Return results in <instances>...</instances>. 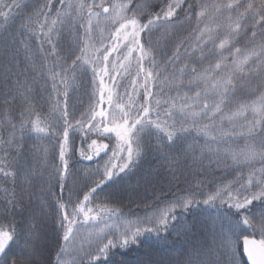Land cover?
<instances>
[{
  "label": "snow or ice",
  "instance_id": "6c2138e0",
  "mask_svg": "<svg viewBox=\"0 0 264 264\" xmlns=\"http://www.w3.org/2000/svg\"><path fill=\"white\" fill-rule=\"evenodd\" d=\"M28 7L0 0V264H264V0ZM185 24L169 54L161 40ZM89 74L77 115L70 93ZM77 133L93 167L73 163ZM33 138L39 166L22 163ZM221 168L233 178L209 180ZM149 193L143 216L122 211L125 197L139 206ZM26 199L25 228L15 215ZM200 205L216 214L192 243L181 218ZM173 231L188 247L158 258L155 243Z\"/></svg>",
  "mask_w": 264,
  "mask_h": 264
},
{
  "label": "trees",
  "instance_id": "16d2710c",
  "mask_svg": "<svg viewBox=\"0 0 264 264\" xmlns=\"http://www.w3.org/2000/svg\"><path fill=\"white\" fill-rule=\"evenodd\" d=\"M22 4H27L29 7L28 8H22L20 12L26 13L27 11L30 10L32 6L35 4V0H21ZM19 24V19L16 21V25ZM188 25L185 24L183 27L178 26L177 27V32L174 37L169 38L168 40H161V45L164 47L166 51H168L169 54H171V50L173 49L174 45L184 36L186 35L185 29H187ZM160 33H155L153 36V40H157L160 37ZM134 71V69H133ZM90 75L88 78H85L84 82L82 85L78 86V90L75 92L70 93V100H69V106L72 107L75 105L77 109V115H79V110H81L83 107L87 106L88 103V93L91 91V86L89 83L90 80ZM123 84L127 85L129 84L128 79H124L122 81ZM47 95V93H45ZM42 141L37 140L33 138V140L28 142L27 148L25 149L24 153V158L22 160V163H28L34 166H39L40 161L36 158V150L34 145H39L41 144ZM43 143H47L46 141ZM50 147V145H49ZM74 147L76 150V155L74 156L73 163L76 164V161H79L78 164H76V168H84V167H93L96 163V160L99 158H95L93 161H84L80 160L79 157V149L81 147H86V142L82 141L80 139V134H76V138L74 141ZM103 155V154H102ZM106 158V157H105ZM150 165L149 163L145 162L142 164L140 171L137 173L136 176H133L131 178V182L135 183L137 179L145 173L149 169ZM234 176V173L231 172V170L227 169H216L212 173L209 174V180L214 181L215 183H220L222 181L230 180ZM191 179V177H189ZM205 183H208V181H205ZM177 187L182 189L186 187V184L183 182V179L181 182L176 186L172 188V191H176ZM166 192L168 191L167 187L164 189ZM35 191L39 193V184L35 186ZM103 198V197H101ZM169 198H171V194H169ZM152 196L151 193L148 194L147 198L143 202H138L139 206H137L136 203H130L127 197H125L121 201V207L122 211L125 213H128L130 210L131 212L138 214L140 216H143L146 209L144 207V204L146 203H151ZM25 207L22 209L17 210V214L15 215V222L20 225L21 227H27L28 219L31 214V208L28 204L27 199L24 201ZM256 207L258 208L259 205L257 204ZM216 214L215 209L208 208L207 206L200 205L199 207H195L189 212L185 213L183 217L181 218V223H184L186 225L194 227L191 229L189 233V240L192 243H195L199 240H203L206 231L204 228V224L206 222V218L213 216ZM9 219H12L11 216H9ZM53 222L52 219L49 218L45 224L42 225V235L47 236L51 238L53 236ZM165 238L159 240L158 242L155 243L154 245V254L158 258H163L165 260L167 259H174L176 258L177 254L181 252L182 250L186 249L188 245L185 243L184 237L183 236H177L175 231H173L170 235L168 234H162ZM42 241V245H43ZM145 249H137V252L135 255H139L142 252H144ZM55 257V251L52 248V246L49 244L47 246V249L45 250L44 253V258L48 259H54ZM68 261H71L72 256L69 255L66 257ZM122 257L119 255H116L113 257L114 261H119L121 260Z\"/></svg>",
  "mask_w": 264,
  "mask_h": 264
}]
</instances>
